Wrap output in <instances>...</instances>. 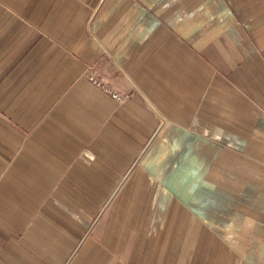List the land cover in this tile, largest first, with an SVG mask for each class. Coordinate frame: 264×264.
Returning <instances> with one entry per match:
<instances>
[{"label": "crops", "instance_id": "1", "mask_svg": "<svg viewBox=\"0 0 264 264\" xmlns=\"http://www.w3.org/2000/svg\"><path fill=\"white\" fill-rule=\"evenodd\" d=\"M0 264H264V0H0Z\"/></svg>", "mask_w": 264, "mask_h": 264}, {"label": "rangeland", "instance_id": "2", "mask_svg": "<svg viewBox=\"0 0 264 264\" xmlns=\"http://www.w3.org/2000/svg\"><path fill=\"white\" fill-rule=\"evenodd\" d=\"M87 76L89 80L90 78L97 80V82L100 83V86H96L93 83L92 84L98 87L100 90L108 93L109 95H110V90L113 92L117 91V93L121 96V100L119 102H122L127 98L126 94L119 91L115 86H113L114 84H112L111 80L107 78L105 75L101 74L93 65H90L89 68L87 69Z\"/></svg>", "mask_w": 264, "mask_h": 264}, {"label": "built area", "instance_id": "3", "mask_svg": "<svg viewBox=\"0 0 264 264\" xmlns=\"http://www.w3.org/2000/svg\"><path fill=\"white\" fill-rule=\"evenodd\" d=\"M90 80L92 81L93 84H95L96 86H100V83L97 82V80L90 78ZM110 96L114 99H116L117 101L121 100V96L117 93V91L113 92L110 90Z\"/></svg>", "mask_w": 264, "mask_h": 264}]
</instances>
